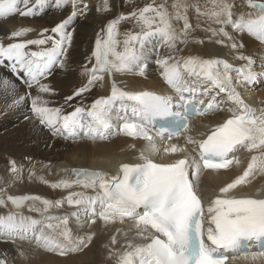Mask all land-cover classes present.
Instances as JSON below:
<instances>
[{
  "label": "snow or ice",
  "instance_id": "snow-or-ice-1",
  "mask_svg": "<svg viewBox=\"0 0 264 264\" xmlns=\"http://www.w3.org/2000/svg\"><path fill=\"white\" fill-rule=\"evenodd\" d=\"M68 2L69 0H56L57 6ZM30 3H35L42 10L47 0H0V18L6 19L14 14L21 16L36 14ZM21 4L24 6L23 9L20 7ZM248 6L255 10V13L241 14L235 20L227 3L216 4L208 15L215 18V23L231 25L235 31L246 32L264 43V3L248 0ZM73 7L75 8L74 2ZM172 7L187 6L178 3L173 4ZM104 10H109L106 0ZM75 15L74 10L70 17L51 30L59 36V39L49 36L26 42L9 43L6 46L0 43V64L7 61L13 72H23L28 77L26 82L29 87L35 84L40 92H50L51 89L47 85L40 84V79L46 77L54 65L59 64L60 67H64L59 57L64 55L66 43L71 42V36L65 29ZM124 19L135 20L140 31L126 33V38L122 41L123 51H117L121 45V41L116 39L119 35L117 25ZM175 19H183V30L178 31L173 27L171 17L163 6L148 5L131 12L127 17L119 16L109 22L104 30L107 38L98 37L95 41L92 53L95 65L90 70H86L90 72L88 84L77 89L73 96H81L89 91L96 81L104 79V74L111 76L114 73L138 72L143 76L145 61L150 52L148 44L155 38H159L160 43L169 48H175L178 41L186 42L189 22L186 17L180 16L179 12ZM208 30L212 31L213 35L218 34L215 29ZM29 31L30 29L27 28L14 31L9 34V38L22 37ZM219 34L229 40L232 39L224 28L219 29ZM49 41H51L50 48L30 53L25 51L29 44L41 46ZM216 42L223 44L222 40ZM231 47L235 49L237 45L233 43ZM238 58L247 59L243 56ZM156 62L162 68L163 80L174 90L182 104L175 103L171 95H158L149 91L138 93L122 91L113 81L110 96L95 100L90 109L77 107L70 114H63L61 109L49 108L46 106V101H41L37 97L32 100V112L39 123L51 129L54 135L75 139L80 131H83L85 137L95 141L105 139V134L112 127L115 103L122 102L121 111L126 114L127 107L123 102H133L131 111L136 119L129 120L126 115H116V119L123 121L121 130L126 135L147 141L145 149L141 152L144 163L121 165L120 175L112 178L111 182L107 174L102 172L74 170L77 178L74 183L84 188H92L94 191L97 186L99 188V194L88 200L91 206V222L95 223L97 216L106 223L117 219L124 222L127 218L134 221L137 235L149 241L139 245L129 242L126 250L118 254V264H225L229 258L225 253L231 252L235 256L243 249L244 242L264 241V199L236 198L228 195L237 186L250 182L249 178L254 173L264 174V109L257 114V110L241 99L236 88L232 86L228 74L231 66L226 61L196 56L181 60L174 55H168ZM221 64L223 72L220 71ZM238 71L243 81L251 82L255 78L251 72ZM237 83L240 81L238 80ZM209 85L218 88L221 92H227L230 100L237 105V112H234L232 118L215 127L206 139L196 141L191 136L186 137L187 143L198 145L199 160L193 158L190 161L188 158H183L168 164L153 162L150 155L144 154L158 151L154 137L146 130L147 127L153 125L157 119L175 117V127L162 126L157 130V136L162 140H170L173 136L179 137L182 133L188 132L192 116L205 115L214 109L212 101L201 109L190 107L197 93L207 92ZM185 93H188L187 97ZM199 103L205 104L202 99ZM174 107L183 109V112H174ZM85 117L88 118L87 123ZM240 149L259 154L251 156L242 175L219 188V195L206 209L210 226L204 229L205 207L198 191L203 172L205 169L213 172L228 169L234 161L238 165L239 160L234 154ZM164 151L175 154L183 152L184 149L170 145L164 148ZM11 171H17L14 162ZM72 183L60 181L52 184L51 187L70 188ZM79 195L81 194L71 193L67 198L68 204L83 203L82 199L74 201L72 198ZM8 199L17 208L28 200L40 201L44 205L43 209H29L38 212H47L49 208L59 207L62 203L57 201L53 204L38 196H9ZM97 203L99 212L96 210ZM2 204L4 200L0 199V205ZM53 219L58 220L59 223L54 225L45 222ZM42 224L47 229H51L55 235H46L43 228H40L37 234L38 226ZM67 224V217L30 219L25 224L24 218L17 223L16 217L9 215L0 217V237H7L14 242L16 239H28L27 234L31 233L35 243L46 251L60 255L78 252L82 247L87 246L92 237L72 239ZM61 225L65 227L62 228ZM112 243H116L115 237L112 238ZM243 250L246 252V249ZM259 257H264V246L258 253L251 254L253 260ZM245 258H248L247 254ZM0 264L6 262L0 260Z\"/></svg>",
  "mask_w": 264,
  "mask_h": 264
},
{
  "label": "bare ground",
  "instance_id": "bare-ground-1",
  "mask_svg": "<svg viewBox=\"0 0 264 264\" xmlns=\"http://www.w3.org/2000/svg\"><path fill=\"white\" fill-rule=\"evenodd\" d=\"M48 2L51 5H47L46 3L42 10L35 3H30V7L36 10V14L33 17L18 14L17 16L6 19L0 18V33L5 30L4 34L8 35L4 37L0 36V39L3 41L1 43L6 46L9 43L41 39L42 36L46 38L50 33L47 34L46 32L41 35L43 29H49L56 23H61L70 17V14L66 10L67 7H63L62 4V7H55L52 4L56 0H48ZM189 2L190 0H172V5L179 3L187 6L175 8V10H179L180 16L186 17L189 22L190 27L187 30L185 38L188 44L186 43L185 45V43L178 41L175 48H169L162 44V47H159L157 50L159 55L149 52L148 61L154 64V66L152 68L145 66L143 76L139 75L138 72L114 73L111 76L104 74V79L96 81L89 91L84 92L81 96H73V93L77 89L88 84L90 72L86 70H90L95 65V58L92 55L95 46L94 44H88L82 36H84L83 34H88L87 37H89V33L99 28L98 26H102L103 22L107 19L104 16L101 17L99 9L94 8L95 6L92 7V5L87 6L84 12L85 16H81L82 18L80 19L73 18L66 26L65 31H72L74 29L73 31L79 30L80 32L75 31L76 35L74 34L73 44L67 45L64 55L59 57L63 61L64 67H60L59 64L54 65L52 67L53 71L51 70L49 73L50 76H47L44 81L40 82V84L47 85L51 89L50 92H40L38 86L35 84L29 89L28 83L23 82L24 91L26 93L29 91V94L27 95L25 93L27 97L20 100V97H22L20 93L24 95L20 83L15 82L16 79L13 78L14 76L9 70V73L4 71L6 62L0 64V156L5 161L7 159L21 158V156H24L26 159L29 158V160H32L31 162H34L36 166H41L42 169L47 165L48 168L45 171L42 170V173L44 172L47 175L51 184H56L60 181L73 182L70 188H58L60 200L66 208L64 207L62 213L51 216L60 218L67 217L68 224L66 227L72 239L92 237L91 241L87 243V246L82 247V250L70 252L65 255L46 251L37 245L39 250L23 252L26 257L28 256L32 259L30 264H118V254L126 250L129 242L134 245H139L146 241V239L137 235L134 221L127 218H125L124 222H120L117 219L115 221L109 220L106 223L97 216L95 223H92L91 206L88 204V200L99 194L98 186L94 191L92 188H84L72 180L73 174L71 170L76 168L98 170L117 177L119 176L118 169L121 165L144 163V160L141 159V152L145 149L147 141L142 138H133L126 135L121 130L123 121L116 119V110H121L122 102L117 101L114 105V115L111 122L112 127L105 134L106 140L97 139L93 141L84 136L83 138H86L85 140L73 141L74 139L72 138L69 139L62 136L65 140L55 139L50 142L48 139L53 135L52 130L40 124L32 110L30 111L31 118L24 119V117L29 115L25 110L31 109L33 99L39 97L41 101H46L47 107L59 108L63 114H70L77 107L90 109L91 104L95 100L110 96L111 87H109L107 81L111 77L117 87L122 91L133 93L149 91L158 95H171L175 103L182 104L183 102L178 100V96L174 90L163 80L161 75L162 68L156 62L158 59H163L168 55H174L181 60L190 56H196L204 59L226 61L231 66L228 74L231 77L232 86L236 88L241 99L251 108L257 110V114H259L261 109H264V89L257 87L259 90L256 89V92H253L252 88H250L251 82L243 81L238 71L243 70L244 73L251 72L255 74L249 60L238 57H247V54L256 52V48L260 47V45L257 46L255 41L248 37L246 32L239 33L236 31L239 39L235 40L237 42L239 41L242 47H244L243 50L238 51L246 52V54L241 55L236 49L231 47L234 42L232 39H227L228 43L225 45L214 42L207 37L204 39L201 34L204 36L208 35V29H217L218 32L220 28H224L228 33H232L235 30L231 25L219 26L215 21H211L212 18L206 17L205 20L201 14H198L194 8H191ZM112 3L114 4L113 7L117 8L118 0H114ZM20 7L23 9V4ZM166 11L171 17L173 27L178 31L183 30L184 21L183 19H175L174 14H176V11H173L170 7ZM24 28L30 29L26 35L14 39L9 38L10 33ZM200 29H203L206 35L203 31L200 32ZM50 36L54 39L59 38L52 31ZM156 40H159V38H155L151 42V48H153L152 45ZM50 47L51 41L40 47L29 44L25 51H40ZM219 67L220 71L223 72V65L221 64ZM16 74L15 76L19 80L21 78H24L25 81L28 80V77L24 73L22 76L19 73ZM238 80L240 83H237ZM185 96L187 97L188 93H185ZM206 96H208V99L204 100V105L212 101L214 109L209 111L208 114L190 120L191 128L179 137L162 140L157 136V132L152 126L149 125L146 130L154 137L158 151L152 153L145 152L144 154L146 156L150 155L153 162L163 164L174 162L181 157H186L190 161L195 158L192 150L197 149L198 145L187 143L186 137L191 136L196 141L203 140L210 131L222 124L226 119L232 118L234 112H237V105L230 100L228 93L221 92L218 88L211 85H209L207 92L203 94L200 92L197 93L194 99L196 102L194 103L196 105L200 104L199 100H203ZM68 97H72V99H68ZM132 103L131 101L123 102L127 107V113L122 112L120 116L126 115L127 119L134 121L136 118L132 115ZM87 120L88 118L85 117V123H87ZM159 140L162 141L159 142ZM170 145H176L178 148L184 149V151L175 154L165 153L164 148ZM258 154L257 152H248L240 149L234 154L236 159L239 160L238 165L234 161L227 170L218 172L204 171L199 182L198 191L200 195L209 199L219 194V188L231 183L238 176L242 175L250 162L251 156ZM249 181L246 184L237 186L229 194L246 195L244 198L264 199V174L256 172L249 178ZM73 192L81 194L79 196H73V200L82 199L83 203L79 205L68 204L67 198ZM96 210L97 212L100 211L98 203L96 204ZM64 211L67 212V215L65 214L66 212L63 213ZM21 212L23 211L21 210ZM74 212H77V214L74 215ZM30 215L31 212L26 210L20 218H16V222L19 223L21 218H24V223L27 224L30 219H35ZM0 217L7 216L0 212ZM48 222L54 225L59 223L55 219L47 221L46 223ZM38 227L37 234H39L41 226L39 225ZM61 227L63 228L65 226L61 225ZM43 228L46 229L44 226ZM83 229L84 232H81ZM44 233L46 235H55L51 229H47L46 232L44 230ZM27 235L28 238H32L31 233ZM113 237L116 240L115 244L112 243ZM259 251L258 249H254L249 252L247 259L245 255L234 257L228 264H264V257H259L255 260L251 258V254L258 253Z\"/></svg>",
  "mask_w": 264,
  "mask_h": 264
},
{
  "label": "rangeland",
  "instance_id": "rangeland-1",
  "mask_svg": "<svg viewBox=\"0 0 264 264\" xmlns=\"http://www.w3.org/2000/svg\"><path fill=\"white\" fill-rule=\"evenodd\" d=\"M51 1H54V0H51ZM112 1H114V0H106L107 6L109 9L107 11L104 10L105 0H69L68 3H61V4L63 5V7H65V8L67 7L66 10L68 11V14H70V16H71L72 12L75 10L76 15H75L74 19H80V18H82L81 16H83V15L85 16L84 12H85L87 6H91V5H92V7L95 6L94 8L99 9V11L101 12V13L99 12L101 17L104 16L105 18H107L103 22V24L101 23L102 26H98L99 28H97L95 31L89 33V37H87L88 34L87 35L83 34L84 36H82L84 38V40L88 42V44L89 43H90V45L94 44V46H95V41L97 40L98 37H100L102 39L107 38L106 32L104 31L106 28V25L109 22L115 20L119 16L127 17L131 12L140 10V9H142L148 5H152L154 7L163 6L165 10H168L170 7V9H172L173 11H176V14L179 11V10H175V8H173L171 6L172 0H118L117 8L113 7L114 4L112 3ZM73 2L75 4V8L73 7ZM254 2L255 3H264V0H254ZM218 3H227L229 5V10L231 11L232 18L234 20L238 19V17L241 14L255 13V10L251 9L248 6V0H190L189 5L191 6V8H194L198 14H201L204 17V19L206 17H208V18H212L211 21H215V18L208 15V13H210L213 10L214 6ZM48 4L51 5V3H49L47 0V5ZM61 4L59 6L62 7ZM52 5H55V7H56L57 3L53 2ZM85 5H86V7H85ZM197 9H199V11H197ZM176 14H174V15L176 16ZM17 15L18 14H14L10 17H14ZM34 15H29L28 17H33ZM149 15H151V14H149ZM197 21H200V20H197ZM57 24H59V23H56L54 26L50 27L49 29L48 28L43 29V31H41V33H46V32H47V34L50 33L49 35H47L49 37L51 35V30ZM220 25H222V24H219V26ZM214 28H216V27H214ZM117 29H118L119 35L116 37V39L121 41V45L117 48V51H123L122 41L126 38L125 37L126 33H138L140 31V28H139V26H137L136 21L132 20V19L121 20L120 23L117 25ZM215 30L217 31V29H215ZM4 31L5 30H3L2 33H0L1 37L8 36V35L4 34ZM10 31H13V30H10ZM70 31L71 30H67L66 33L71 36L70 44H73L74 37L76 35L75 31H78V32H80V31L79 30L73 31L75 33H73L71 31L72 34L70 33ZM202 31L204 32L203 29H200V32H202ZM212 33H213L212 31H208V35H206L204 32V34L206 36H204L203 34H201V36L204 39H206L205 37H207L214 42H216L218 40H222L223 45L228 43V40H227L228 38L219 34V31L217 32L218 34H216V35H213ZM235 33H237V32L236 31H233L232 33L229 32L228 35L234 41L233 43L237 44V47L235 49L237 51L243 50L244 47L241 46L242 44L239 41H238L239 43L236 41L237 39H239L238 33L237 34H235ZM43 37L44 36H42V38ZM248 37L253 39L255 41V43L257 44V46L260 45V47L256 48L257 49L256 52H251V54H247L248 58L246 57L247 60L251 61L250 64L255 71V74H254L255 78L253 81H251L252 86L250 85V88H252L253 92H256V89L257 90L264 89V58H263V56H264V47H263L264 43H262L258 39H255V37H253L252 35L248 34ZM1 42L3 43L2 39H0V43ZM186 43L188 44V41L185 42V45H186ZM70 44L67 43L65 45V48L67 47V45H70ZM150 44H148L149 49H150V53H157L159 55V52L157 50L159 49V47H162V44L160 43V41L156 40L155 43L152 45L153 48L150 47ZM29 51L34 52L37 50H29ZM29 51H27V52H29ZM238 52L241 55L246 54V52H243V51H238ZM148 56H149V54L147 55V59L145 61V64H146L147 68H150V67L152 68L154 66V64H152L148 61ZM234 56H236V55H234ZM110 59H111V57H110ZM155 61H156V59H155ZM8 70L10 73H12V75L14 76V77L13 76L12 77L14 79H17V78H15L16 73H19L20 76H22V72H13L11 67H9V64L7 66V69H5V71L7 73H9ZM47 76H50V74H48ZM47 76L41 78L40 82L44 81V79L47 78ZM15 82L20 83V85L23 89L22 91H23L24 95L22 93H20V94L23 98H26L27 95L29 94V91H27V93L24 91L23 82H26L25 79L21 78L20 80L18 79ZM107 83L109 85V81H107ZM255 83H256V86H255ZM32 87H29V89H31ZM25 93L27 95H25ZM30 108H31L30 110H28V109L25 110L27 112V114H29V115L27 117H24V119L31 118L30 111L32 110V107H30ZM121 113H122L121 110H116L117 115L120 116ZM3 116L5 117V115H3ZM115 135H116V133H115ZM83 137H84V135H83V132L81 131L79 133V135L77 136V139L75 138L73 141L85 140L86 138H83ZM55 139L65 140L64 137L57 136L54 134L51 135L48 140L50 142H52ZM62 142H65V141H62ZM31 161L32 160H29V158L26 159L24 156H21V158L7 159V161H5V160H3V157L0 156V199L4 200V204L0 205V212L2 214L6 215V216L12 215L18 219L21 217V215L23 213H25L26 210H29L30 208H32V209H43V207H44V205H42L40 203V201L28 200V201H25L20 208H17L15 205H13L9 201V199H8L9 196H11V197L38 196V197H41L43 199H47V200L51 201L53 204H55L57 201H61L60 196H59V194H60L59 189L58 188H52L51 187L52 184L49 182L47 175L44 174V172L42 173V170L45 171L48 168V166L46 165L42 169L41 166H36L35 163L34 162L32 163ZM13 162H14L15 167L17 169L16 172L11 171V168L13 166ZM31 178L33 181L31 180ZM64 207H65V205L62 202L59 207L53 206V207L49 208L47 212L30 211L31 212L30 216L31 217L33 216V218H35L36 220H44L46 217H52L51 215H53V214L62 213V211L64 210ZM21 210L23 212H21ZM65 212L66 211H64L63 213H65ZM65 214L67 215V212ZM76 214H77V212H74V215H76ZM45 222H47V221H45ZM40 226H41V228H43L44 225L42 224ZM72 227L75 228L74 226H72ZM43 230H45V232H46L47 228L46 229L43 228ZM81 232H84V229ZM36 249L39 250L34 239H32L31 237L28 239H25V240L16 239L14 242H13V240L8 239L7 237H0V260L5 261L6 264H30L32 259H30L28 256L26 257L23 254V252L24 251H33Z\"/></svg>",
  "mask_w": 264,
  "mask_h": 264
},
{
  "label": "water",
  "instance_id": "water-1",
  "mask_svg": "<svg viewBox=\"0 0 264 264\" xmlns=\"http://www.w3.org/2000/svg\"><path fill=\"white\" fill-rule=\"evenodd\" d=\"M112 83H113V82L110 80V85H111V86H112ZM74 170H84V171H90V172H97V171H98V170H95V171H94V170H88V169H77V168H76V169H72V170H71V173L73 174V179H72L73 181H75V180L77 179L76 176H75V174H74ZM98 172H100V171H98ZM102 173L107 174V177H109V174H108L107 172H102Z\"/></svg>",
  "mask_w": 264,
  "mask_h": 264
}]
</instances>
